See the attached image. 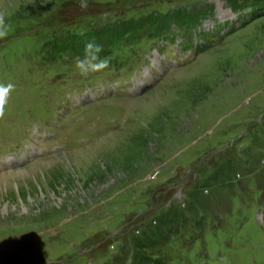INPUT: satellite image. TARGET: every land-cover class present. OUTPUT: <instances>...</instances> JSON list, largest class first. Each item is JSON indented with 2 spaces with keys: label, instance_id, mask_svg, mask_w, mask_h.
<instances>
[{
  "label": "rangeland",
  "instance_id": "rangeland-1",
  "mask_svg": "<svg viewBox=\"0 0 264 264\" xmlns=\"http://www.w3.org/2000/svg\"><path fill=\"white\" fill-rule=\"evenodd\" d=\"M0 4V264H264V0Z\"/></svg>",
  "mask_w": 264,
  "mask_h": 264
},
{
  "label": "clouds",
  "instance_id": "clouds-1",
  "mask_svg": "<svg viewBox=\"0 0 264 264\" xmlns=\"http://www.w3.org/2000/svg\"><path fill=\"white\" fill-rule=\"evenodd\" d=\"M32 2V0H29ZM8 11L5 5L0 4V39L8 36L10 25L7 23ZM85 56L83 59L76 58L75 67L82 76H88L91 73L103 71L107 68V61L100 57L102 46L94 41H89L85 44ZM14 89V85L0 84V117L5 114V107L8 103V98Z\"/></svg>",
  "mask_w": 264,
  "mask_h": 264
},
{
  "label": "trees",
  "instance_id": "trees-1",
  "mask_svg": "<svg viewBox=\"0 0 264 264\" xmlns=\"http://www.w3.org/2000/svg\"><path fill=\"white\" fill-rule=\"evenodd\" d=\"M161 21H162V25H163V24H165L166 19H163L162 20V17H161ZM140 26L141 25H139L137 23H133L131 21H125V22H122L117 27H116V25H114V26L109 27V28H104L99 33H97V35L94 37V39H96V40L97 39H101L102 40V45L99 42L97 43L96 40H94V42L96 44H98V45H101L102 46V50H103V48H104L103 44L104 43H106V42L111 43V42H113V41H115V40H117L119 38H123L124 35H126V34H129L130 35V37H131L130 39H134L135 40V33H136V31L134 29L137 27V29L139 30L140 28H138V27H140ZM67 39L68 40H71L74 43H75V40L79 41V37H77L75 34H73V36H69ZM80 41H82V40H80ZM85 44L86 43H82V45H80L78 47L79 50H80V52H78L77 54L76 53H74V54L75 55H80V56L84 57L85 56V51H84ZM61 51H62V45L59 48H56V46H53V47H51L49 53L51 55H53L52 58L55 59V58H57V57H55V55L56 54L59 55V52H61ZM102 52L99 55H101ZM118 54L119 53L115 54L111 59L113 61H115ZM142 259H143V257H142Z\"/></svg>",
  "mask_w": 264,
  "mask_h": 264
},
{
  "label": "bare ground",
  "instance_id": "bare-ground-1",
  "mask_svg": "<svg viewBox=\"0 0 264 264\" xmlns=\"http://www.w3.org/2000/svg\"><path fill=\"white\" fill-rule=\"evenodd\" d=\"M80 106H81V105H80ZM80 106H79V107H80ZM17 171H18V170H17ZM17 171H16V172H17ZM16 172H15V173H16ZM25 174H27V173H25ZM7 175H9V173H8ZM7 175H6V174H5V175H0V177L3 178V176L5 177V176H7ZM21 175H22V174H21Z\"/></svg>",
  "mask_w": 264,
  "mask_h": 264
}]
</instances>
